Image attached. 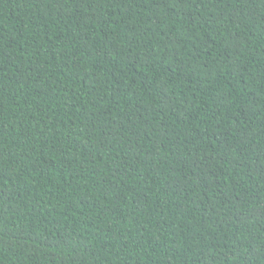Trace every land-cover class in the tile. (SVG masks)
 <instances>
[{"label":"trees","instance_id":"obj_1","mask_svg":"<svg viewBox=\"0 0 264 264\" xmlns=\"http://www.w3.org/2000/svg\"><path fill=\"white\" fill-rule=\"evenodd\" d=\"M0 264H264V0H0Z\"/></svg>","mask_w":264,"mask_h":264}]
</instances>
